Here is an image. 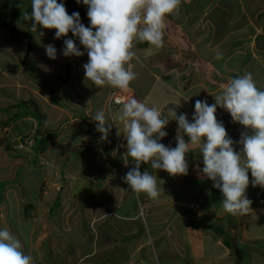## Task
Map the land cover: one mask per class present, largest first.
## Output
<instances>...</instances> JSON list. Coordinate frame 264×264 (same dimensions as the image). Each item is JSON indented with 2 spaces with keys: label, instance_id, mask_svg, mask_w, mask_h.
I'll use <instances>...</instances> for the list:
<instances>
[{
  "label": "crops",
  "instance_id": "obj_1",
  "mask_svg": "<svg viewBox=\"0 0 264 264\" xmlns=\"http://www.w3.org/2000/svg\"><path fill=\"white\" fill-rule=\"evenodd\" d=\"M58 2L64 3L69 15L78 12L81 23L90 26L87 7L82 0L80 3L77 0ZM22 3L23 7L13 22L15 29L22 31L16 34L9 25L2 28L10 34L8 37L14 44L10 46V39L4 42L0 35V229L9 228L31 257L36 252L29 247L31 241L19 235L21 226L31 222L34 228L42 224L46 230L41 236H47L52 227L48 225L49 221H42V217H47L48 220L58 219L61 229L70 232L73 221L68 211H76L89 196L83 193L62 195L65 181L52 176L50 167L45 171L49 175H43L41 179L24 177L31 171L24 173L25 168L20 172L17 166L19 159H27V167L35 160L48 168L47 162L57 156L60 163L72 158L84 163L86 166L81 173L84 180H93L89 182L97 186L99 179L103 181L95 190L106 195L111 205L101 206L99 203L95 208H87L84 225L88 229L87 224L95 217L94 213L99 219L97 224L111 218L115 236L124 233L136 239L131 257L134 253L141 256L149 245L152 251L148 249V252L157 254L159 264H242L246 261L240 249L242 244L264 245V188L253 187L249 173L247 196L252 201L251 210L243 216L227 214L222 207L221 192L201 172L203 161L199 149L186 156V176L173 177L152 169L150 165H141V172L147 170L157 175V183L163 191L155 201L146 195L143 201H139L140 197L134 196L124 182L127 169L131 170L134 164L130 158H124L127 152L124 125L118 118L122 106L112 111L108 109L114 88H97L85 81L86 50L80 57L63 55L65 40L74 39L72 33L61 39L55 38V30L42 29L43 35L29 33L32 22L26 21L23 14L31 15V0ZM25 30L29 33L28 44H24L23 39L13 38ZM47 45L55 47V59L47 56ZM146 48L147 43L135 46L139 59L132 63L138 75L130 85L128 100L135 98L154 107L169 120L172 117L168 110L174 108L177 116L186 114L191 122L196 100L214 104L221 85L229 78L251 73L257 87L264 90V0H181L178 14L167 20L164 47L148 58L144 55ZM218 55L222 58L217 59ZM27 75L30 80L26 81ZM101 110L110 126L107 140H101L96 122L92 120ZM38 116L46 121L45 134L58 136L55 144L43 153L20 145L21 138L36 132ZM216 117L225 126L234 141V149L239 152V141L245 129L234 123L230 114L219 106ZM28 128L31 129L27 131ZM177 129V122L171 120L165 128L167 136L160 142L167 147H176ZM187 139L185 136L186 142ZM24 149L25 155H17V151ZM93 161H97V167L87 164ZM108 163L112 168H105ZM73 164L72 161L68 163L70 168ZM78 169L75 165V173ZM110 189L111 193L107 192ZM55 200L67 203L60 208L63 210L60 214H53L51 205ZM196 203L201 205L202 212L190 209L189 205ZM143 204L150 206L147 227L136 219L137 205ZM108 224L104 223L105 226ZM214 226L222 228L224 233L217 232ZM86 232L82 231V235ZM116 238L122 240L120 236ZM112 240L117 248L118 240L115 242L114 237ZM91 254L80 256L75 264ZM139 258L142 263V257ZM33 262L42 264L43 261ZM250 264H264V257L258 256L257 259L254 255Z\"/></svg>",
  "mask_w": 264,
  "mask_h": 264
},
{
  "label": "clouds",
  "instance_id": "obj_2",
  "mask_svg": "<svg viewBox=\"0 0 264 264\" xmlns=\"http://www.w3.org/2000/svg\"><path fill=\"white\" fill-rule=\"evenodd\" d=\"M80 2L77 0V3ZM82 2L87 7L89 27L81 23L78 12L69 15L64 3L58 0H31V15L25 12L23 18L30 20L31 31L40 35H43L42 29L55 30L56 39L72 33L74 39L65 40V57L84 54L74 42L75 38L79 39L88 56V62L83 65L85 81L97 88L109 86L129 92L138 75L132 63L134 59H139L134 50L136 44L147 43L145 58L158 53L164 47L167 20L178 14L181 0ZM46 53L50 59L56 58L54 46L47 45ZM221 58L217 56V59ZM214 99L215 103L211 105L206 100H196L191 122L186 114L177 116L175 109L169 108L171 120L178 124L174 148L160 142L167 136L165 128L171 121L164 118L161 111L135 98L123 103L118 118L124 125L125 157L134 164L126 173L124 182L137 198L144 194L155 201L163 191L157 183V175L147 170L141 172V165H150L152 169L173 177L186 176V156L199 149L203 161L201 172L221 192L223 210L232 216L248 214L252 205L247 196L249 173L252 186L264 188V90L257 87L251 73H245L229 78ZM218 106L230 114L234 123L245 129L239 141V152L234 149V141L228 136L223 123L217 120ZM117 107L120 106L110 109L108 105L110 111ZM92 120L96 122L101 140H107L110 126L106 123L104 112L98 111ZM35 133H30L24 142L29 143ZM125 163L128 167V162ZM192 207L191 210L202 212V208L198 211ZM142 217L147 227L149 213L147 217ZM93 224L91 221L90 226ZM32 259L25 253L21 240L9 228L0 229V264H32Z\"/></svg>",
  "mask_w": 264,
  "mask_h": 264
},
{
  "label": "rangeland",
  "instance_id": "obj_3",
  "mask_svg": "<svg viewBox=\"0 0 264 264\" xmlns=\"http://www.w3.org/2000/svg\"><path fill=\"white\" fill-rule=\"evenodd\" d=\"M9 1L15 2L14 0H0V14H1L0 22H3L0 24V28L1 29L6 28L7 25L4 26L3 24L4 22H9L10 29L14 28L11 30L15 32L16 34H18L22 31V29L18 31L15 29V25H13V22L10 23L11 21L10 18L14 14V9L10 8L9 11L8 9L6 10V7L8 8ZM22 7H23V4H22ZM26 31L27 30H25V33L13 36V38L23 39V41L25 42L24 44H28L29 43L28 36H29V33H31V30H29V33L28 32L26 33ZM0 35H2L4 42L10 39L9 41L10 46L14 44V41H12V39L8 37L10 34L6 30L4 29L0 30ZM5 37H7V39H5ZM2 45H4V47H7L5 46V44H2ZM14 67L15 66H13L11 70ZM31 68L34 69V66H31ZM36 74L39 75L38 71L36 72ZM41 76H43V74H41ZM25 80L26 81L30 80L28 75L25 77ZM30 129L31 128H28L26 130L28 131ZM25 138H21L20 141H24ZM20 152L24 153V150H21ZM58 161H59V157L52 156L50 161L47 162L49 164L48 168H46L47 167L46 164L42 166L40 165V163H37L35 165L36 168H33V167L31 168L30 166H28L30 167V169H28L27 167V165L29 164L26 159H19L17 163V166H19L20 172L21 170L25 171L26 170L25 168H27V171L25 172L23 171V172L24 173H29L30 171L36 172L35 176L37 178H38L37 172H39L40 175L42 174V175L48 176L49 174H46L45 171L48 170L50 167L49 172H51L52 176H55L57 179H61V181L63 180L65 181L64 192L62 193V195L71 196V195H75V194L78 195V194L83 193L86 197L89 196L88 198H84L83 203H80L78 205L76 211H72V210L68 211V215L69 217L71 216L72 221H73L72 229L70 230V232L69 231L64 232L61 229L58 219L57 221L55 219L48 220L47 217L45 218L42 217V221H49L48 225H50V227L52 226L50 229H48L49 234H47V236H44V237L41 236L43 235L42 233L46 230L43 228L42 224L41 226L39 225L34 228H32L33 223L31 222L23 227L21 226V229H20L21 233L19 235L23 236L26 240L31 241L29 243V247L36 252L32 256L33 258L32 263L35 264L33 261H35L36 263H39V261H43L42 264H75L79 261L78 258H80V256H83L85 254H91L92 252H94L93 255L91 254L84 261H80L79 264H128L129 260L131 261L130 264H141V262H138L141 260L139 258L141 257L140 255H137L136 253H134L133 254L134 256L132 257L130 255V253L134 249L135 244L137 243V242H134L136 239L133 237L130 238L129 235L124 234V233H119L120 235L115 236V230L113 228L114 225H113V221L111 220V218L110 219L105 218L102 220L103 222L96 224L95 222H98L99 219H97V215L94 213L95 217L93 219H90V221L87 224L88 229L84 225L87 220V212H86L87 208L90 209V206L95 208V206H98L99 203L101 206L111 205V203L108 202V197L106 195L103 196L100 193H98L99 191L96 192L95 190L96 187L100 188L101 182L103 183V181L99 179L100 182L98 183V186H97V184H93V182H89L93 180H90V179L84 180L85 177H83L84 175H82L81 173L84 171L83 169L85 168L86 165L76 159L72 158L71 160L64 161V163L63 162L60 163ZM71 161L74 164L70 168L68 163H70ZM87 164L89 165V167L98 166L97 161L89 162ZM75 165L78 166L79 168L78 170H76V173H75ZM105 168L107 169L106 166ZM16 171L18 170L16 169ZM128 171L129 170L127 169V172ZM63 177H65L66 179H64ZM51 182L53 183V181ZM57 186H60V185L57 184ZM107 192L111 193V189L108 190ZM126 195L129 196V193H126ZM134 196H136L135 193H134ZM143 199H144V194H141L139 201H143ZM66 204H67L66 202H63L61 200L57 202L55 200L51 205L53 207V214H56V213L60 214L61 211L63 212V210H61L60 208L62 207L63 209L64 208L63 205H66ZM71 205L72 203H70V206ZM137 206H138L137 215L139 218H136V219H139L140 221H142L144 220V217L140 216V206H143V205H140V206L137 205ZM189 207H192V205H189ZM42 212L44 211L42 210ZM148 213L150 214V206L146 208L145 217L148 216ZM146 220L148 221L149 218H146ZM91 221H93L94 224L92 227H89ZM104 223H109V224L105 226ZM86 230L87 232L82 235V231H86ZM220 230H222V228L219 227V232ZM118 232H120L119 229H118ZM117 236H120L122 240L120 238L117 239L116 238ZM112 237L115 238V242L118 240L117 248L114 247L115 244H114V240H112ZM148 249L149 251L150 250L152 251V249H150V246L148 245L146 246V248H144L142 254L149 253ZM240 249L246 256V261L242 262V264H250L251 258H254V255H257V259H258V256L264 257V245L257 244L255 247H252V246H245L242 244L240 246ZM133 257L138 258L137 259L138 263L132 260ZM156 257H157V254H154L153 258L156 259ZM153 264H155V261H153Z\"/></svg>",
  "mask_w": 264,
  "mask_h": 264
},
{
  "label": "trees",
  "instance_id": "obj_4",
  "mask_svg": "<svg viewBox=\"0 0 264 264\" xmlns=\"http://www.w3.org/2000/svg\"><path fill=\"white\" fill-rule=\"evenodd\" d=\"M14 1L15 2H10L9 1L8 8L6 7V10L8 9V11H9L10 8L14 9V14L10 18V20H11L10 23L14 22L16 16L20 13V10H21L22 4H23L22 3L23 0H14ZM1 23H3V22H0V24ZM3 25L4 26L5 25L8 26L9 22H4ZM38 119L39 120L37 122L36 130H35L36 133L34 134V137L29 139V141H28V142L32 141L33 144L30 145L29 143H25L24 141L21 142V144H22L23 147H26L25 149H28V148L31 147L32 149L34 148L37 153H43L49 147H51V146H53L55 144V140L57 139L58 136L56 134H54V133H46L45 134L43 127L46 125V121H44L43 117H41V116H38ZM31 126H32V124H31ZM25 149H24V151H25ZM17 155L23 156V155H25V153H23V152L21 153L20 151H17ZM36 162L38 163V161H35V160L34 161L33 160L30 161V167L34 168V166H35L34 164H37ZM30 167H28V169H30ZM35 174H36V172H31L30 174H25L24 177H26V178L29 177V176L32 177V176H35ZM37 175H38V178L39 177L41 179L43 178V175L41 176L39 172H37ZM89 227H91V226L89 225ZM214 227L216 228V230H218L217 232H219V227H216V226H214ZM220 232L224 233L223 229L220 230ZM153 255L154 254H152V253H149V254L144 253V254H142L141 255V257H142V263L141 264H153V261H155V264H159L158 260L153 258L154 257ZM137 259L138 258L135 259V257L132 258V260H134L136 262H137ZM138 262H140V261H138Z\"/></svg>",
  "mask_w": 264,
  "mask_h": 264
},
{
  "label": "built area",
  "instance_id": "obj_5",
  "mask_svg": "<svg viewBox=\"0 0 264 264\" xmlns=\"http://www.w3.org/2000/svg\"><path fill=\"white\" fill-rule=\"evenodd\" d=\"M74 42H75L77 48H79L81 52L85 51L83 46L80 44V41H79L78 38H75ZM128 98H129L128 92L125 93V92L119 91L117 89H113L111 94H110L109 104L108 105H109L110 109H112L115 106H122L123 103L127 102ZM31 138H33V136ZM29 143L31 144L32 141H30ZM147 207H148V205L140 206V215L141 216H145L146 215V208ZM192 208H194V209H196L198 211L201 210V206H200L199 203L195 204Z\"/></svg>",
  "mask_w": 264,
  "mask_h": 264
},
{
  "label": "water",
  "instance_id": "obj_6",
  "mask_svg": "<svg viewBox=\"0 0 264 264\" xmlns=\"http://www.w3.org/2000/svg\"><path fill=\"white\" fill-rule=\"evenodd\" d=\"M107 168H112L111 165H110L109 163L107 164Z\"/></svg>",
  "mask_w": 264,
  "mask_h": 264
}]
</instances>
